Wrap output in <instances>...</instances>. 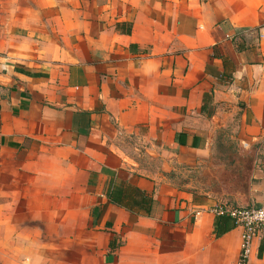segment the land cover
Here are the masks:
<instances>
[{"label":"crops","instance_id":"crops-1","mask_svg":"<svg viewBox=\"0 0 264 264\" xmlns=\"http://www.w3.org/2000/svg\"><path fill=\"white\" fill-rule=\"evenodd\" d=\"M12 18L0 153L75 240L61 264H236L213 210L264 202V0H19Z\"/></svg>","mask_w":264,"mask_h":264},{"label":"rangeland","instance_id":"rangeland-1","mask_svg":"<svg viewBox=\"0 0 264 264\" xmlns=\"http://www.w3.org/2000/svg\"><path fill=\"white\" fill-rule=\"evenodd\" d=\"M18 8L19 0H0V27L11 23ZM13 164L0 153V264H61V250L74 261L75 240L54 238L57 231L43 211L46 206Z\"/></svg>","mask_w":264,"mask_h":264},{"label":"built area","instance_id":"built-area-1","mask_svg":"<svg viewBox=\"0 0 264 264\" xmlns=\"http://www.w3.org/2000/svg\"><path fill=\"white\" fill-rule=\"evenodd\" d=\"M213 213L216 216L226 214L240 229L236 264H246L253 241L257 239L264 244V202L243 208L216 207Z\"/></svg>","mask_w":264,"mask_h":264},{"label":"trees","instance_id":"trees-1","mask_svg":"<svg viewBox=\"0 0 264 264\" xmlns=\"http://www.w3.org/2000/svg\"><path fill=\"white\" fill-rule=\"evenodd\" d=\"M135 192L139 193L136 190H135ZM141 195H142V197H144L146 199L147 203L150 204V202H151L150 197H147L143 194H141ZM234 227H235V225H234L233 221L226 214L218 215L215 217V220L213 222V236H214V238H218V237L224 235L225 233L229 232ZM109 248L110 249L113 248L112 241H109ZM261 250H262V244H260L258 246L257 256H260Z\"/></svg>","mask_w":264,"mask_h":264}]
</instances>
